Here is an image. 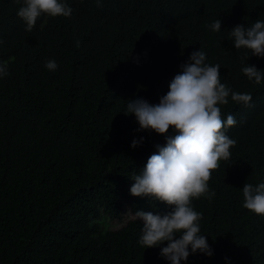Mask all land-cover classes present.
Segmentation results:
<instances>
[{
  "label": "trees",
  "instance_id": "1",
  "mask_svg": "<svg viewBox=\"0 0 264 264\" xmlns=\"http://www.w3.org/2000/svg\"><path fill=\"white\" fill-rule=\"evenodd\" d=\"M23 2L0 0V63L9 73L0 77V264H170L160 254L167 242L139 244L142 221L104 229L100 217L121 219L124 206L170 210L130 194L133 174L166 141L136 131L127 103L158 104L199 48L220 65L221 83L252 99L217 105L223 120L237 121L225 130L236 144L212 171L215 196L192 200L213 255L198 251L181 264H264V215L243 207L242 192L264 183V79L242 72L264 70V57L237 50L230 36L264 20V0H61L71 16L41 14L31 31L17 15Z\"/></svg>",
  "mask_w": 264,
  "mask_h": 264
},
{
  "label": "clouds",
  "instance_id": "2",
  "mask_svg": "<svg viewBox=\"0 0 264 264\" xmlns=\"http://www.w3.org/2000/svg\"><path fill=\"white\" fill-rule=\"evenodd\" d=\"M72 11L61 0H24L17 15L25 22L26 31H31L41 14L69 17ZM209 27L220 31L221 20H215ZM230 36L237 50L243 47L254 56L264 57V20L257 19L250 27L237 25ZM205 61L203 50L193 51L179 66L181 71L171 79L168 92L158 104L143 98L129 99L127 103L126 115L134 114L139 124L136 131H154L166 141L164 145L156 144L157 152L148 158L142 170L133 174L130 194L160 201L170 208L156 214L144 210H129L127 214L143 222L138 241L141 246L153 248L167 242L160 254L170 264L186 262L189 255L198 251L213 255L206 236L200 234L198 221L203 214L194 210L192 200L202 196L211 200L215 196L208 186L212 171L219 167L220 160L230 158L229 149L236 144L225 130L237 121L231 114L223 120L217 105H226L230 95L238 104L248 105L252 99L251 94L234 92L221 83L220 65ZM45 67L55 71L58 65L55 60H48ZM242 72L256 84L264 79V70L254 65L248 64ZM7 75V62L0 63V77ZM170 128L172 134H168ZM142 142L143 137L139 141L134 139L131 147L136 148ZM242 192L243 207L264 215V183L255 186L245 183Z\"/></svg>",
  "mask_w": 264,
  "mask_h": 264
},
{
  "label": "rangeland",
  "instance_id": "3",
  "mask_svg": "<svg viewBox=\"0 0 264 264\" xmlns=\"http://www.w3.org/2000/svg\"><path fill=\"white\" fill-rule=\"evenodd\" d=\"M130 209L128 206H124L122 211V218L121 219H109L106 216L100 217L101 227L104 229H117L123 226L128 220L134 218L132 214H127Z\"/></svg>",
  "mask_w": 264,
  "mask_h": 264
}]
</instances>
